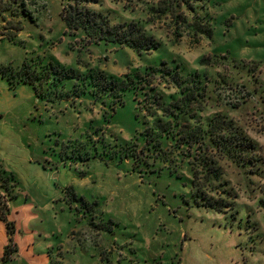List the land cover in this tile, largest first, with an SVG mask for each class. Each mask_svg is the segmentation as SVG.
Here are the masks:
<instances>
[{
  "label": "rangeland",
  "instance_id": "1",
  "mask_svg": "<svg viewBox=\"0 0 264 264\" xmlns=\"http://www.w3.org/2000/svg\"><path fill=\"white\" fill-rule=\"evenodd\" d=\"M98 1L94 8L115 22H141L158 48L139 55L127 46L89 43L83 32L66 28L62 12L71 0H19L16 8L32 19L6 13V29L0 17V33L17 37L0 34V92L6 88L0 94V177L13 173L20 182L16 188L9 180L7 191L0 184L18 248L2 261L9 238L0 221L6 232L0 264H37L21 256L25 244L36 255L46 253L49 264H264V0H190L189 21L200 15L210 35L183 29L182 38L170 19L150 21L160 0ZM25 62L41 73L54 63L82 74L99 71L108 80L161 65L184 75L206 73L213 93L207 110L225 115L255 144L257 163L243 168L224 160L221 182L230 195H218L231 207L198 208L186 165L177 174L163 162L150 167L126 158V147L134 140L145 145L143 134L154 123L144 108L148 88L128 91L119 105L112 96L44 99L31 85L13 91L3 77L2 69L17 71ZM161 80L152 81L159 90L167 86ZM30 161L52 177H38Z\"/></svg>",
  "mask_w": 264,
  "mask_h": 264
},
{
  "label": "trees",
  "instance_id": "2",
  "mask_svg": "<svg viewBox=\"0 0 264 264\" xmlns=\"http://www.w3.org/2000/svg\"><path fill=\"white\" fill-rule=\"evenodd\" d=\"M18 3L19 0L0 1V17L6 22L5 29L11 23L6 13L16 17L23 14L32 19L27 10L16 8ZM94 5L101 4L98 0H71L67 3L62 12L67 30L83 32L90 38L89 43L105 42L127 46L139 55L151 53L158 48V42L141 22H115L109 15L94 8ZM185 8L190 12L195 11L190 0H160L150 9V21L170 19L173 24L172 31L178 38L184 36L183 29L195 36L210 35L204 19L195 14L193 22H190ZM20 26L21 24L15 29L21 31ZM1 35L8 36L5 33ZM8 39L14 41L17 37L8 36ZM47 70L41 73L25 62L17 71L13 68L2 69V75L8 80L12 90L21 84L31 85L41 98L58 95L66 101L72 94L75 97L112 96L116 105H119L128 91L137 92L148 88L149 90L144 91L148 100L144 103V108L147 115L154 119V123L143 134L146 144L141 146L140 140H134L126 147V158L150 167H154L157 162H163L170 167L175 166L174 171L177 174L186 165L191 177V199L198 208L222 212L231 207L230 203L218 195V191L230 195L226 185L221 182L224 176V160H231L233 164L243 168L257 163L254 158L255 144L225 115L207 110V100L213 93L206 73L184 75L179 70L161 65L148 68L146 72H136L124 80H108L99 71L82 74L54 63H50ZM157 78L167 84L164 89L159 90L156 84H152ZM73 80L80 81V84L77 83L73 89L67 90L66 85ZM49 88H57V91H48ZM174 90L178 92L172 94ZM239 105L236 103L234 107ZM153 169L152 173L157 172L156 168ZM9 180H13L16 188L20 187L19 180L11 173L8 180L0 177L1 187L6 191L10 189ZM9 216L8 204L0 197V221L6 226L9 238V245L2 257L3 262L10 261L11 256L18 252L14 244L15 223ZM12 245L15 246L13 252L10 249Z\"/></svg>",
  "mask_w": 264,
  "mask_h": 264
},
{
  "label": "crops",
  "instance_id": "3",
  "mask_svg": "<svg viewBox=\"0 0 264 264\" xmlns=\"http://www.w3.org/2000/svg\"><path fill=\"white\" fill-rule=\"evenodd\" d=\"M10 91H12V90H10ZM13 91H16V92H22L23 90L22 89H20V88H18V89H16V90H13ZM3 92L6 94V88L2 91V92H0V94H3ZM28 94H26V96H27ZM0 158H3L2 157V153H1V148H0ZM4 159V158H3ZM29 164H31L33 167H34V169L35 170H33L35 173H37L38 175V177H46L47 179H49V178H51L52 177V174H49V170H45L42 166H40V165H38V164H36V163H33V162H29ZM11 165H12V163H11ZM9 166V165H8ZM9 168H10V170H12V171H14L17 175H19L21 178H22V180L24 181V179H23V175L16 169V168H12L11 166H9ZM2 224L0 223V235H2V236H5L6 237V232H5V229H4V227H2L1 226ZM7 241H6V239H5V242H2V244L1 245H3V246H5L7 243H6ZM20 245V244H19ZM20 247V254H21V256L23 257V258H25V257H27L28 258V262H32V260L33 261H35V263H37V264H49L50 262V258H49V256L45 253H42V254H38V255H36L35 253H34V250H32V248H30L29 250H28V244H25L24 245V251H22V245L21 246H19ZM3 250H4V248L3 249H1L0 250V254L3 252Z\"/></svg>",
  "mask_w": 264,
  "mask_h": 264
}]
</instances>
